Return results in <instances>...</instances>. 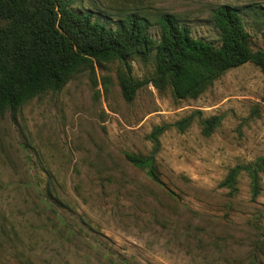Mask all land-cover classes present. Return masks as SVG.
Masks as SVG:
<instances>
[{
    "label": "rangeland",
    "instance_id": "374dc122",
    "mask_svg": "<svg viewBox=\"0 0 264 264\" xmlns=\"http://www.w3.org/2000/svg\"><path fill=\"white\" fill-rule=\"evenodd\" d=\"M220 5L243 11L252 49L264 50V17L251 13L264 0L74 3L102 21L112 18L113 26L129 14L175 15L194 38L216 46L213 10ZM149 34L159 39L160 28ZM129 64L142 83L131 102L119 84L124 65L95 62L61 91L36 97L16 114L0 113V264H114L119 256L127 264H254L264 243L258 228L264 173L254 200L245 167L264 158L260 68L232 69L199 97L178 100L168 84L155 83L153 59ZM207 120L218 122L209 134ZM157 128L163 129L155 154L161 183L126 158L151 155ZM235 168L233 196L220 184ZM46 190L51 202L64 203L56 205L60 216L42 202ZM261 252L256 264H264V246Z\"/></svg>",
    "mask_w": 264,
    "mask_h": 264
},
{
    "label": "trees",
    "instance_id": "16d2710c",
    "mask_svg": "<svg viewBox=\"0 0 264 264\" xmlns=\"http://www.w3.org/2000/svg\"><path fill=\"white\" fill-rule=\"evenodd\" d=\"M74 3L75 0H0V113L16 114L36 97L61 91L75 74L95 62L118 61L124 65L119 84L128 102L134 100L142 86L131 74L129 60L134 58L153 59L155 83L168 84L178 100L199 97L226 72L248 63L260 68L264 78V50L252 49L243 11L234 6L220 5L213 10V23L220 32V45L216 46L194 38L191 29L175 15L161 13L153 20L145 14H129L114 21L113 26L112 18L104 17L108 21H102L91 10L76 9ZM251 13L264 17V7L253 8ZM154 26L160 28L159 39L149 34ZM204 123L209 134L218 122ZM179 125L185 129L187 121ZM162 131L157 128L151 136V155H126L129 163L147 170L158 183L161 180L155 154ZM245 169L255 200L262 191L264 158ZM239 173V168L233 169L220 184L233 196L238 192ZM45 192L42 202L60 216L56 205L62 207L64 203L56 198L57 204L51 202L53 193ZM60 223L68 231L74 230V225L64 219ZM258 228L264 226L258 223ZM51 229L57 235L60 226L52 225ZM263 246L261 242L254 264L262 259ZM119 263L129 261L119 256L114 264Z\"/></svg>",
    "mask_w": 264,
    "mask_h": 264
}]
</instances>
